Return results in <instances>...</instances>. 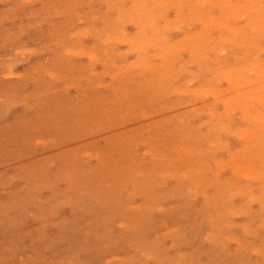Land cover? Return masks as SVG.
<instances>
[{
	"label": "rangeland",
	"instance_id": "1",
	"mask_svg": "<svg viewBox=\"0 0 264 264\" xmlns=\"http://www.w3.org/2000/svg\"><path fill=\"white\" fill-rule=\"evenodd\" d=\"M218 1L0 0V264H264V0Z\"/></svg>",
	"mask_w": 264,
	"mask_h": 264
},
{
	"label": "bare ground",
	"instance_id": "2",
	"mask_svg": "<svg viewBox=\"0 0 264 264\" xmlns=\"http://www.w3.org/2000/svg\"><path fill=\"white\" fill-rule=\"evenodd\" d=\"M216 1H217V0H216ZM226 1H227V0H226ZM230 1H231V0H230ZM212 2H213V1H212ZM212 2H211V3H212ZM214 2H215V0H214ZM220 2H222V0L218 1V3H220ZM211 3H210V4H211ZM215 3H216V2H215ZM229 3L233 4V1H231V2H229ZM245 3H248V4H249L250 2H246V0H245ZM252 3H253V2H252ZM258 3H259V1H258ZM213 4H214V3H213ZM213 4H212V5H213ZM216 4H217V3H216ZM220 4H221V3H220ZM222 4H223V2H222ZM222 4H221V6H222ZM226 4H228V1H227V3H225V6H224V7H229V6L226 5ZM231 4H230V5H231ZM212 5H211V6H212ZM235 5H236V3H234V6H235ZM244 5H245V4H244ZM244 5H243V7H244ZM253 5H255V7H256V5H258V4H253ZM253 5H251V9H252V6H253ZM263 5H264V4H262V2L259 3V6H261V7H262ZM214 6H215V5H214ZM240 6H241V5H240ZM259 6H257L256 8H254V6H253V8L256 9V10H258L257 8H258ZM230 7H231V6H230ZM248 7H250V4H249V6H246V7H244V8H247V10H248ZM261 7H259V8H260V12H261V14H263L262 11H261ZM219 8H220V7H219ZM221 8L223 9V7H221ZM234 8H235V7H234ZM244 8H243V10H244ZM224 9H225V8H224ZM229 9H230V8H229ZM240 9H241V8H240ZM243 10H242V13H241V14L238 13V14H239V17H240V15H241V16L243 15ZM262 10H263V8H262ZM225 11H226V9H225ZM225 11H222V12H225ZM230 11H231V9H230ZM236 11H238V9H236ZM249 11H250V10H249ZM249 11H247V13H250L249 15H251L252 13L249 12ZM228 12H229V11H228ZM239 12H241V10H240ZM255 12H256V11H255ZM258 12H259V11H258ZM231 13H232V12H231ZM231 13H230V14H231ZM189 14H190V13H189ZM197 14H198V13H197ZM234 14H235V12H234ZM244 14H245V12H244ZM190 16H192V15L190 14ZM204 16H205V15H204ZM213 16H214V15H213ZM216 16H218V15H216ZM216 16H214V17H216ZM220 16H221V14H220ZM222 16H224V14H223ZM222 16H221V17H222ZM227 16H229V15L227 14ZM236 16L238 17L237 14H236ZM243 16H244V15H243ZM263 16H264V15H263ZM202 17H203V16H202ZM233 17H234V16H233ZM239 17H238V18H239ZM246 17L249 19L250 16L248 17V15H247ZM192 18H193V17H192ZM198 18H199V16H198ZM211 18H212V17H211ZM229 18H230V17H228V19H229ZM238 18H236V19H238ZM241 18H242V17H241ZM254 18H256V17H253V19H254ZM261 18H262V16H261ZM193 19H194V18H193ZM213 19L215 20V18H213ZM248 19H247V21L250 22V19H249V20H248ZM251 19H252V17H251ZM257 19H258V18H256V20H257ZM262 19H264V18H262ZM262 19H261V20H262ZM210 20H211V21H214V20H212V19H210ZM218 20H219V19H218ZM221 20H224V19H221ZM221 20H220V21H221ZM226 20H227V19H226ZM254 20H255V19H254ZM195 21H196V20H195ZM247 21H246V22H247ZM251 21H252V23H253V20H251ZM259 21H260V20H259ZM214 22H216V21H214ZM222 22H223V21H222ZM246 22H245L244 24H246ZM249 22H248V23H249ZM248 23L246 24V26L248 25ZM252 23H251V24H252ZM254 23H255V22H254ZM241 26H242V24H240V27H241ZM152 27H153V26H152ZM152 27H151V28H152ZM236 27H238L239 31L241 30L240 27H239V24H238V26L235 25V28H236ZM242 27H243V26H242ZM154 29H155V28H154ZM218 29H219V28H218ZM236 29H237V28H236ZM238 29H237V30H238ZM237 30H235V32H236ZM238 34H239V33H238ZM238 34H237L236 36H238ZM236 36H235V38H236ZM233 39H234V37H233ZM237 41H238V40H237ZM257 41H258V43H256V44H259V43L261 44V42H263V41H259V39H256V42H257ZM232 42H233V41H232ZM235 42H236V40H235ZM263 43H264V42H263ZM254 44H255V43H254ZM249 45H252V44H249ZM258 46H259V45H258ZM258 46H257V48H258ZM255 47H256V46H255ZM255 47H254V48H255ZM254 48H253V49H254ZM257 48H255V49H257ZM259 48H260V47H259ZM261 49H262V48H261ZM250 50H251V49H250ZM254 51H256V53H257V50H254ZM258 51H259V50H258ZM254 53H255V52H254ZM253 57L255 58V56H253ZM258 59H260V58H258ZM261 59H263V58H261ZM261 59H260V61L257 60V62H261V64H262V63H264V62H262ZM257 62H256V60H255V63H253V64L255 65ZM256 65L258 66V63H257ZM249 66H251V65H249ZM249 66H248V70H249ZM244 67H245V66H244ZM240 68H241V67H240ZM245 68H246V67H245ZM245 68H244V69H245ZM252 68H253V67H250V69H252ZM242 69H243V67H242ZM254 69H256V68H254ZM263 69H264V68H263ZM245 70H246V69H245ZM260 70H261V69H260ZM239 71H240V70H239ZM249 71H250V70H249ZM249 71H248V73H250ZM252 71H253V70H252ZM258 71H259V70H258ZM246 72H247V70H246ZM261 72H262V70H261ZM236 73H237V72H236ZM236 73H235V74H236ZM248 73H246L245 75H247ZM251 73H252V72H251ZM263 73H264V72H263ZM231 75H232V74H231ZM233 75H234V74H233ZM231 77H232V76H231ZM239 78H240V76H238L236 79H239ZM241 78H243V77H241ZM245 78H246V77H245ZM236 79H235V77L233 78V80H236ZM241 82H242V80H241ZM232 87H233V86H232ZM258 90H259V92L261 91L260 88H258ZM258 90L255 91V89H253V91H252V90H250V91L247 90V92L245 91L246 93L244 94V95H245L244 98H245V99L248 98V100H250L249 97L252 95L251 98L254 99V98H253V95H254L255 92H257L258 95H261V94H259ZM254 91H255V92H254ZM261 93H263V92H261ZM242 94H243V93H242ZM242 94H241V95H242ZM257 94L255 93V95H257ZM236 97H238V100H239V99H240V98H239V97H240V94H238ZM259 97H260V96H258V101L261 100V98L264 99V96H262V95H261V98H260V99H259ZM255 98H256V97H255ZM252 99H251V100H252ZM235 100H236V99H235ZM262 101H263V100H262ZM231 102L233 103V102H235V101H231ZM227 103H228V102H227ZM227 103H226V104H227ZM235 103H237V102H235ZM260 103H261V102H260ZM229 105H230V104H228V106H229ZM226 106H227V105H226ZM228 106H227V107H228ZM230 106H231V105H230ZM259 106H260V105H259ZM259 106H258V107H259ZM224 107H225V106H224ZM225 108H226V107H225ZM259 108H261V107H259ZM259 108H258V109H259ZM261 116H264V114H262ZM245 118H246V117H245ZM262 118H263V117H262ZM248 119H249V118H248ZM262 120H263V119H262ZM259 131H260V130H259ZM244 134H245V132H244ZM248 136H249V135H248ZM216 163H217V162H216ZM220 164H222V163H220ZM217 165H219V163H218ZM239 167H241V166H239ZM236 168H238V167L236 166L235 169H236ZM241 168H242V167H241ZM233 170H234V169H233ZM234 171H235V170H234ZM241 171L244 172L243 170H240L239 172H241ZM237 172H238V171H237ZM239 172H238V173H239ZM254 174H255V173H254ZM251 176H252V175H251ZM254 176H255V175H254ZM255 177H259V176H255ZM261 178H262V177H261ZM254 180H255V179H254ZM260 180H261V179H260ZM263 180H264V179H263ZM211 231H212V230H211ZM207 235H208V234H207ZM207 235H206V236H207ZM204 237H205V236H204ZM205 238H206V237H205ZM27 240H28V239H27ZM259 250H260V249H259ZM259 250H258V251H259ZM253 251H254V252H258V251H256V249L253 250ZM253 251H252V252H253ZM49 252H50V251H49ZM259 253H260V252H259ZM240 259H241V258H240ZM243 261H244V260H243ZM239 262H240V260H239ZM241 262H242V261H241ZM7 263H8V262H7ZM8 264H9V263H8ZM240 264H241V263H240Z\"/></svg>",
	"mask_w": 264,
	"mask_h": 264
}]
</instances>
